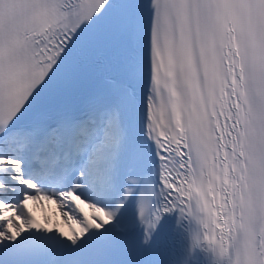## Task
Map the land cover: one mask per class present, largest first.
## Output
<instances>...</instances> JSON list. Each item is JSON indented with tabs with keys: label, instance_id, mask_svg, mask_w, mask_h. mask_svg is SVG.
<instances>
[{
	"label": "snow or ice",
	"instance_id": "6c2138e0",
	"mask_svg": "<svg viewBox=\"0 0 264 264\" xmlns=\"http://www.w3.org/2000/svg\"><path fill=\"white\" fill-rule=\"evenodd\" d=\"M0 264H264V0H0Z\"/></svg>",
	"mask_w": 264,
	"mask_h": 264
},
{
	"label": "bare ground",
	"instance_id": "6f19581e",
	"mask_svg": "<svg viewBox=\"0 0 264 264\" xmlns=\"http://www.w3.org/2000/svg\"><path fill=\"white\" fill-rule=\"evenodd\" d=\"M31 204L33 206L32 208H33L34 212H37L43 216L53 214L54 219L59 220L61 222V224L65 225V227L68 228V226L66 224H64V217L61 215H58V213L61 210L58 209L55 204H49L48 202H43V204H41L39 202H37V203L31 202ZM50 209H52L51 212H49ZM64 211H67V209H64Z\"/></svg>",
	"mask_w": 264,
	"mask_h": 264
}]
</instances>
